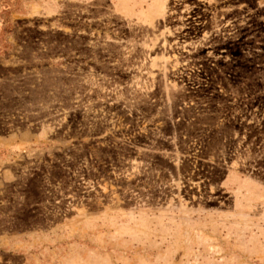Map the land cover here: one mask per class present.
Returning a JSON list of instances; mask_svg holds the SVG:
<instances>
[{"label": "rangeland", "instance_id": "374dc122", "mask_svg": "<svg viewBox=\"0 0 264 264\" xmlns=\"http://www.w3.org/2000/svg\"><path fill=\"white\" fill-rule=\"evenodd\" d=\"M0 264H264V0H0Z\"/></svg>", "mask_w": 264, "mask_h": 264}]
</instances>
